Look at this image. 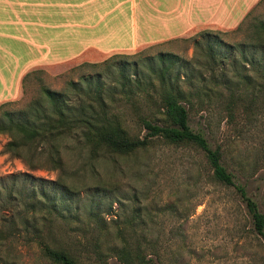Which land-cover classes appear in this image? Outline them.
I'll list each match as a JSON object with an SVG mask.
<instances>
[{"label":"rangeland","instance_id":"374dc122","mask_svg":"<svg viewBox=\"0 0 264 264\" xmlns=\"http://www.w3.org/2000/svg\"><path fill=\"white\" fill-rule=\"evenodd\" d=\"M130 1L59 0L58 11L53 9L51 17L45 20L61 25L68 17L66 20L73 23L86 22L92 27L69 30L70 44H60L57 49L59 58L63 59L27 72L19 96L0 103L4 104L2 109L23 108L38 96L40 87L62 91L67 82L100 75L104 97L111 100L110 108L121 112L129 134L140 138L145 132L137 125L131 105L147 115L155 105L144 93H124L127 90L121 92L118 86L111 89L122 75L118 68L125 76L130 75L132 82H137L146 75L149 59L158 54H173L194 69L199 65L202 79H208L211 74L218 77L221 68L231 78L236 74L226 60L241 61L237 47L251 44L249 23L264 21V0H198L201 23L183 33L178 24H168L165 28L156 20L150 23L146 0H135L139 31L136 46L131 48L128 43ZM82 2L90 5L86 6V13L82 9L63 12L66 3L82 5ZM210 2L212 6L207 12ZM109 29L115 34L105 37ZM59 33L60 39H64L61 29ZM202 33L208 37L207 41L214 42V47H220L218 53L224 61L222 66L215 65L213 72L205 68L202 49L194 45L197 41L204 45ZM81 36L89 40L101 36L100 43L83 50L77 40ZM125 46L127 50L118 49ZM192 74L196 75L193 71ZM196 83L193 87L198 88L199 77ZM132 84L130 91L141 88L156 98L145 84L140 87ZM188 89L191 93L192 88ZM225 96L222 92L209 99L201 98V102L191 99L190 106L185 104L188 126L200 133L209 147H221L229 172L236 173L234 169L242 165L241 172L247 179L238 175L235 179L246 183L249 195L264 193V104L254 111L256 116L251 122L239 120L230 126L225 123ZM7 140L5 135H0V178L27 173L55 181L61 176L75 192L71 200L66 196L65 205L77 220L70 226L56 222L52 227L53 237L69 245V253L77 264H121L110 250L112 245L119 247L114 241L115 228L122 232L119 236L129 242L130 248H139L149 264H256L251 260L257 259L258 250L247 233L250 224L243 215L242 203L232 189L210 181V171L198 151L153 142L145 152L114 164L106 160L92 162L86 154H79L76 143H68L61 151L63 172L60 175L47 168L30 170L21 160L3 153ZM90 211L100 217L102 231L90 220ZM98 237L101 240L94 247L92 243ZM84 241L90 244L84 246ZM0 264L49 263L37 250L26 248L20 239H15L0 247Z\"/></svg>","mask_w":264,"mask_h":264},{"label":"trees","instance_id":"16d2710c","mask_svg":"<svg viewBox=\"0 0 264 264\" xmlns=\"http://www.w3.org/2000/svg\"><path fill=\"white\" fill-rule=\"evenodd\" d=\"M248 28L251 44L237 47L241 61L226 60L236 74L231 78L221 68L218 77L211 74L208 79H202L199 65L194 69L173 54H158L149 59L146 75L137 82H132L130 75L125 76L118 68L122 75L111 89L118 86L121 92L127 90L124 93H144L155 105L148 115L131 105L137 125L145 132L142 137L129 134L121 112L110 108L111 100L104 97V83L101 76L96 75L81 78L79 82H67L62 91L40 87L38 96L18 110H3L4 104H1L0 135L8 139L2 152L21 160L30 170L47 168L61 175V151L68 143H76L79 154H86L92 162L106 160L114 164L145 152L153 142L198 151L210 171V181L232 189L242 203L243 215L250 224L247 233L258 250L255 253L257 259L251 261L264 264V193L248 194L246 183L235 179L237 175L246 178L241 172L242 165L238 164L234 169L236 175L229 172L221 147H209L200 133L191 131L185 108V104L190 106L193 98L201 102V98L209 99L225 92L223 110L227 125L234 126L239 120L249 123L254 119V111L264 104V21L253 20ZM200 36L204 45L198 41L194 45L202 49L204 66L213 72L215 65L224 62L218 53L220 47L207 41L208 37H203L205 34ZM198 77L200 85L196 88L193 85L197 84ZM132 83L137 87L145 84L150 92L154 91L156 98L141 88L130 91ZM188 87L192 88L191 93ZM74 195L61 176L55 181L27 173L0 178V247L20 239L24 247L37 250L49 264H77L69 253V245L53 237L52 227L56 222L70 226L77 220L70 214V207L65 205L66 196L71 200ZM89 217L95 221L96 229L102 231L100 217L92 211ZM115 234L114 241L119 247L112 245L110 250L121 264H149L138 247L130 248L129 242L119 236L122 234L119 229L115 228ZM100 240L98 237L93 241L94 247ZM85 244L90 243L84 241L82 245Z\"/></svg>","mask_w":264,"mask_h":264},{"label":"crops","instance_id":"0c3cea01","mask_svg":"<svg viewBox=\"0 0 264 264\" xmlns=\"http://www.w3.org/2000/svg\"><path fill=\"white\" fill-rule=\"evenodd\" d=\"M130 2L128 43L134 48L139 31L138 14L135 11V0ZM81 4L66 3L63 12L67 13L72 9H82L83 12L88 10L86 6L89 4L85 2ZM146 5L149 22L156 20L165 28L168 24H178L182 26L181 31L184 33L197 28L201 23L198 16V0H146ZM209 6H212L211 2L206 6L207 12ZM53 9L58 11L59 0H0V103L12 101L19 96L21 80L27 72L63 59L59 58L57 49L60 44H70L69 30L92 27L86 22L83 25L73 23L66 20L68 17L61 25L58 22L53 23L52 20L51 22L45 20V17H51ZM60 29L64 33V39H60ZM114 34L112 29H109L105 37ZM99 39L101 36L92 40L81 36L77 40L82 43L81 48L85 50L95 48L100 43ZM60 40H64V43ZM118 49L127 50V46Z\"/></svg>","mask_w":264,"mask_h":264}]
</instances>
